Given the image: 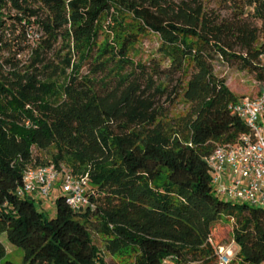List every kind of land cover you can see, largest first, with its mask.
Wrapping results in <instances>:
<instances>
[{"label":"trees","instance_id":"16d2710c","mask_svg":"<svg viewBox=\"0 0 264 264\" xmlns=\"http://www.w3.org/2000/svg\"><path fill=\"white\" fill-rule=\"evenodd\" d=\"M146 34L158 47L134 61ZM262 60L264 0H0V235L23 264H106L91 223L128 264H215L225 217L231 264H264V208L217 196L205 163L250 134L229 107L264 88ZM215 61L252 74L257 91L232 92ZM178 102L186 109L172 112ZM33 149L54 154L41 163ZM49 164L87 173L93 208L59 195L48 218L17 195L26 168ZM5 254L0 242V264H13Z\"/></svg>","mask_w":264,"mask_h":264},{"label":"built area","instance_id":"2783aa9c","mask_svg":"<svg viewBox=\"0 0 264 264\" xmlns=\"http://www.w3.org/2000/svg\"><path fill=\"white\" fill-rule=\"evenodd\" d=\"M261 67L264 69V60ZM229 109L245 123L250 134L241 136L234 145L216 146L205 158L211 185L220 198L264 208V88L255 99H242ZM56 187L71 210L79 212L93 208L89 201L88 174L75 175L53 164L26 168L17 195L37 201L43 208ZM215 256V264H231L235 252L231 247H219ZM163 264L177 263L170 260Z\"/></svg>","mask_w":264,"mask_h":264},{"label":"rangeland","instance_id":"374dc122","mask_svg":"<svg viewBox=\"0 0 264 264\" xmlns=\"http://www.w3.org/2000/svg\"><path fill=\"white\" fill-rule=\"evenodd\" d=\"M104 20L101 22V26L104 32L109 31V27L112 26L110 20ZM126 22L129 21L128 17H124ZM18 34V31L16 32ZM105 34H103L104 36ZM41 37V33L38 28L32 26L27 29L26 31V44H29L32 48H35L36 43L39 41ZM114 39V35H111L110 41ZM159 41L154 35L146 34L143 37H140L138 44L135 46L134 52L132 53V58L134 61L138 60H146L149 55H152L154 51L157 49ZM23 46V45H22ZM55 48V52L58 51ZM29 56L30 50H25L19 56H17L18 60H20V66L25 67L29 64ZM81 73H85V68L81 70ZM214 74L219 77L223 78L226 81L227 86L229 87L232 92L236 93L240 97H250L257 91V83L252 74H249L245 71L239 70L237 65L230 66L220 61L214 62ZM167 108V106H165ZM186 107L178 102L172 108V112L175 113L182 112L185 110ZM33 156L38 158L41 163H47L50 161L51 156L54 154L53 149H47L44 151H38L33 149ZM41 166V165H39ZM64 168L68 169L66 166L61 165ZM32 168L38 166H30ZM61 194L59 187H56L55 190L52 192L50 197L44 202L43 210L45 215L48 218H51L55 214V199ZM224 199V198H223ZM234 202V201H233ZM238 203V202H237ZM35 205L38 209L37 201H35ZM94 220H92L93 222ZM220 223V224H219ZM215 225V229L213 231L214 241L218 245H223L227 247H231V249L236 252V248L234 245L231 244L232 237H231V230L230 224L225 217L220 219V222ZM227 225V226H226ZM89 231L91 234L92 241L94 245L100 250L101 256L104 258L106 264H128V258L126 256H111L109 255L104 248V244L100 240V237L97 233L93 230V224L89 225ZM0 242L5 248L6 254L3 258V262L9 261L13 264H23V252L21 249L12 246L6 238L5 234L0 235Z\"/></svg>","mask_w":264,"mask_h":264},{"label":"crops","instance_id":"0c3cea01","mask_svg":"<svg viewBox=\"0 0 264 264\" xmlns=\"http://www.w3.org/2000/svg\"><path fill=\"white\" fill-rule=\"evenodd\" d=\"M39 205V204H38Z\"/></svg>","mask_w":264,"mask_h":264}]
</instances>
